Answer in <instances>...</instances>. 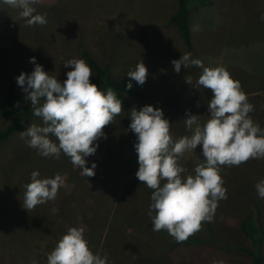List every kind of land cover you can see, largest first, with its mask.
<instances>
[{"label": "rangeland", "instance_id": "1", "mask_svg": "<svg viewBox=\"0 0 264 264\" xmlns=\"http://www.w3.org/2000/svg\"><path fill=\"white\" fill-rule=\"evenodd\" d=\"M34 7L47 14V24L27 26L19 9L0 4V106L9 93L11 76L33 70L30 57L63 81L72 70L63 65L67 60L87 63L82 50L110 65L117 77L127 76L142 60L147 79L143 85L134 83L149 98L127 96L120 114L103 127L104 135L94 142L96 152L85 158L87 167L96 164L90 177L81 175L63 153L59 159L42 157L20 138V132L31 123L41 124V118H32L7 136L13 117L0 111V264H47L48 254L70 227H82L90 249L107 254L108 264H255L241 221L257 212L264 226V199L255 189L264 179V159L221 166L227 199L218 202L212 221L202 222L198 231L177 241L167 231L151 228L147 213L152 189L135 175L137 138L129 124L133 107H159L175 140L191 134L183 122L188 115L201 116V123L209 118L212 92L196 85L202 69L182 65L177 73L171 63L187 52L206 67H224L239 81L254 105L249 115L264 128V21L260 19L264 0L194 4L192 51L168 23L177 0H40ZM186 76L193 84L186 82ZM17 90L25 106L26 93L18 84ZM179 162L186 174H193L195 166L203 163L201 146L186 152ZM33 170L44 178L59 173L65 184L54 201L28 211L22 203Z\"/></svg>", "mask_w": 264, "mask_h": 264}, {"label": "clouds", "instance_id": "2", "mask_svg": "<svg viewBox=\"0 0 264 264\" xmlns=\"http://www.w3.org/2000/svg\"><path fill=\"white\" fill-rule=\"evenodd\" d=\"M39 3L40 0H0V4L19 9L27 26L47 24V14L36 12L34 7ZM260 19L264 21V15ZM29 62L33 70L21 72L16 82L26 93L32 114L42 123H31L19 133L20 138L40 156L59 159L63 153L74 168L81 170V175L93 176L96 164L87 167L85 158L96 152L98 144L94 142L104 135L103 127L120 114L122 101L111 88L105 93L90 82L93 70L83 59L72 58L63 64L72 69L63 81L49 75L35 57H30ZM171 63L177 73L182 65L202 69L196 85L212 92L207 104L209 118L201 123V116L188 115L183 122L191 134L174 140L163 110L144 105L131 110L129 128L137 138L134 148L139 167L135 175L152 189L147 213L151 228L165 230L177 241H184L200 229L202 222L212 221L218 202L227 199L221 166L264 159V128L249 115L254 105L224 67H206L187 52ZM126 75L130 78L126 87L131 89V81L145 83L148 69L141 60ZM186 82L193 84L191 76H186ZM198 145L203 163L195 166L193 174H186L179 161ZM64 184L59 173L44 178L33 170L25 185L22 207L30 211L54 201ZM255 189L258 198L264 199V179L255 184ZM47 264H108V256L93 253L82 227H70L48 254Z\"/></svg>", "mask_w": 264, "mask_h": 264}, {"label": "trees", "instance_id": "3", "mask_svg": "<svg viewBox=\"0 0 264 264\" xmlns=\"http://www.w3.org/2000/svg\"><path fill=\"white\" fill-rule=\"evenodd\" d=\"M213 3L214 0H177V9L168 18V23L175 27L179 38L188 50H194L191 25V15L194 4L195 6H210ZM82 55L94 71V74L90 76V82L97 84L99 90L102 92L106 93V91L111 88L122 103H125V98L127 96H134L139 99L149 98V95L138 88L134 81H131L133 85L132 88L128 89L126 84L129 82V77L114 76L110 65L101 64L87 50H82ZM17 76V73L11 76L9 80V93L2 100L0 106L2 114H11L13 117L12 123L6 129L7 136L12 134L14 130L25 122L35 118L32 114L33 109L30 102L25 106L21 104L22 96L17 90ZM241 228L245 235L251 240L252 247L248 248V250L253 256L255 264H264V226L260 222L259 213L256 212L244 217L241 221Z\"/></svg>", "mask_w": 264, "mask_h": 264}]
</instances>
